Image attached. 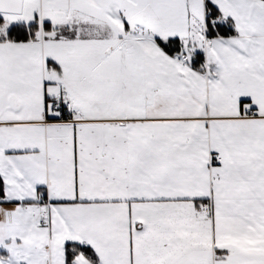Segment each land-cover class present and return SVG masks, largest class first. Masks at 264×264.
<instances>
[{
  "label": "snow or ice",
  "instance_id": "snow-or-ice-1",
  "mask_svg": "<svg viewBox=\"0 0 264 264\" xmlns=\"http://www.w3.org/2000/svg\"><path fill=\"white\" fill-rule=\"evenodd\" d=\"M0 264H264V0H0Z\"/></svg>",
  "mask_w": 264,
  "mask_h": 264
}]
</instances>
